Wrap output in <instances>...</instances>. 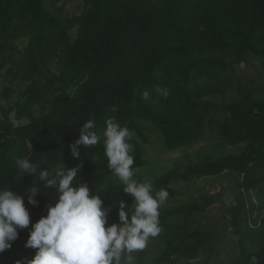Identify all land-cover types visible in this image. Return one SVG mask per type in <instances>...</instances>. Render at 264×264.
<instances>
[{"label":"trees","instance_id":"16d2710c","mask_svg":"<svg viewBox=\"0 0 264 264\" xmlns=\"http://www.w3.org/2000/svg\"><path fill=\"white\" fill-rule=\"evenodd\" d=\"M62 1L0 0V67L13 62L7 53L14 39L31 37L18 66L28 85L10 108H0V187L9 186L24 197L32 223L47 214V205L58 193L21 173L16 159L28 157L50 172L60 162L76 167V180L94 193L113 175L103 135L106 121L113 117L140 137L139 121H151L162 130L165 148L173 150L200 140L207 116L221 111L223 120L213 122L222 141L246 144L239 155L181 165L162 175L154 191L165 189L168 198L177 194L173 182L230 170L244 174L241 186L247 191L264 181V176L251 177L254 167L264 170V98L239 83V98L230 103L203 100L226 93L232 83L226 72L232 65L251 59L264 68V0H85L84 12L71 19L58 10ZM53 62L56 72L50 70ZM158 87L168 90L166 98ZM144 90L151 93L148 101L141 98ZM36 106L41 107L39 115ZM13 113L28 123L16 126ZM93 118L99 142L79 146V158H73L69 145ZM131 154L132 168L143 167L141 151L133 148ZM134 179L142 181L138 174ZM31 184L41 191L35 197L37 206L27 203ZM123 188L121 183L105 189L102 200L110 209L109 224L118 222L121 202L131 207L132 198ZM202 208L159 209L165 249L152 264H178L199 256L198 235L187 222L175 219ZM241 224V209L234 208L229 230L240 250L237 264H264V240L255 243ZM29 229L19 230L11 249L0 253V264H27L32 259L35 250L24 247Z\"/></svg>","mask_w":264,"mask_h":264},{"label":"clouds","instance_id":"9594fccd","mask_svg":"<svg viewBox=\"0 0 264 264\" xmlns=\"http://www.w3.org/2000/svg\"><path fill=\"white\" fill-rule=\"evenodd\" d=\"M165 98L168 90L156 88ZM141 98L151 99L144 90ZM115 111V108L113 109ZM95 120L89 119L79 129L78 139L69 145L71 156L79 158V146L90 147L99 142ZM104 154L108 167L124 185L123 192L132 198L131 207L121 202L118 222L109 224L110 209L98 194H91L87 183L76 180L78 168H67L62 162L53 172L41 169L28 157L17 158L18 170L27 177H36L46 188H54L58 198L47 205V214L31 222L25 199L9 186L0 187V253L11 249L19 230L29 229L25 248L35 254L27 264H135L133 253L144 250L150 237L161 231L159 209L169 193L154 191L153 182L134 179V132L113 117L106 121ZM100 191V190H99ZM38 187L27 189V203L37 206ZM16 264H23L17 261Z\"/></svg>","mask_w":264,"mask_h":264},{"label":"rangeland","instance_id":"374dc122","mask_svg":"<svg viewBox=\"0 0 264 264\" xmlns=\"http://www.w3.org/2000/svg\"><path fill=\"white\" fill-rule=\"evenodd\" d=\"M63 18L71 19L81 15L85 8V0H63L57 5ZM71 40L77 37V28L70 32ZM30 36H22L14 39L9 44L7 55L13 62L0 67V108L8 109L19 100L21 92L28 85L23 78V70L18 73L21 65V55L24 54L30 43ZM52 72L57 71L55 62L50 64ZM232 79L228 90L224 95L206 96L205 101H212L220 106L239 98L238 84L243 89H251L256 95L264 98V68L257 60L244 59L242 64L232 65L226 72ZM11 89L9 93L5 91ZM47 106V105H46ZM40 106L35 107L37 115L40 114ZM0 112V116H1ZM223 112H211L206 118L204 136L187 146L168 150L164 145L163 132L149 120L139 121L142 127V135H134L133 148L141 151L145 164L141 168L133 169L134 174L153 182L164 174L181 165L199 164L204 160L216 161L228 155H239L245 149L246 144L229 145L222 141L218 133L217 124L214 121L223 120ZM11 119L16 126L25 125L27 120H18L15 113ZM264 170L254 167L251 177L261 178ZM244 174L237 171H226L217 176L194 177L189 181L173 182L172 186L177 190L175 197L168 198L160 209L203 206L191 214L178 216L177 223L187 222L190 231L195 232L197 240L202 244L199 256L194 260H180L178 264H237L239 247L236 238L229 230L233 209H241L242 229L248 237L259 244L264 240V181L256 188L247 191L241 186ZM121 184L113 174L98 190L91 194L103 195L107 185ZM100 190V191H99ZM165 249L163 231L156 237H150L144 250L133 253L135 264H152L154 259Z\"/></svg>","mask_w":264,"mask_h":264}]
</instances>
